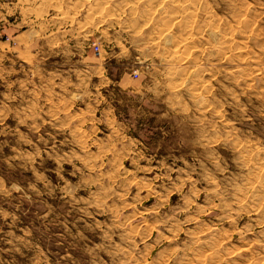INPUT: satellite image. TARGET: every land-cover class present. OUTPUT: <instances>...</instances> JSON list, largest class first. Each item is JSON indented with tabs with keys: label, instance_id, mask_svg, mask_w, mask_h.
I'll return each instance as SVG.
<instances>
[{
	"label": "rangeland",
	"instance_id": "1",
	"mask_svg": "<svg viewBox=\"0 0 264 264\" xmlns=\"http://www.w3.org/2000/svg\"><path fill=\"white\" fill-rule=\"evenodd\" d=\"M0 264H264V0H0Z\"/></svg>",
	"mask_w": 264,
	"mask_h": 264
},
{
	"label": "built area",
	"instance_id": "2",
	"mask_svg": "<svg viewBox=\"0 0 264 264\" xmlns=\"http://www.w3.org/2000/svg\"><path fill=\"white\" fill-rule=\"evenodd\" d=\"M95 50L99 52V46L98 45L95 46Z\"/></svg>",
	"mask_w": 264,
	"mask_h": 264
},
{
	"label": "bare ground",
	"instance_id": "3",
	"mask_svg": "<svg viewBox=\"0 0 264 264\" xmlns=\"http://www.w3.org/2000/svg\"><path fill=\"white\" fill-rule=\"evenodd\" d=\"M71 1V0H70ZM56 8H58V7H56ZM78 8V7H77Z\"/></svg>",
	"mask_w": 264,
	"mask_h": 264
}]
</instances>
